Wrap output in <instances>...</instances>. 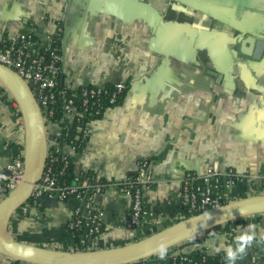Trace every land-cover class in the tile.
Wrapping results in <instances>:
<instances>
[{"label": "crops", "instance_id": "0c3cea01", "mask_svg": "<svg viewBox=\"0 0 264 264\" xmlns=\"http://www.w3.org/2000/svg\"><path fill=\"white\" fill-rule=\"evenodd\" d=\"M195 1L189 7L170 0H0V40L32 35L41 51L59 33L67 89L128 83L123 104L87 124L84 151L64 148L73 155L74 174L92 172L120 183L146 161L152 182L143 192L139 228L126 225L130 197L108 186L80 200L52 197L23 205L6 224L16 242L78 254L130 246L185 219L180 180L211 165L238 176L229 203L264 195V51L254 57L253 50L264 41V0ZM203 15L206 33L191 27ZM244 41L250 55L242 52ZM63 121L69 124L72 117ZM45 133L51 157L58 124L46 121ZM30 144L21 107L0 80V170L15 158L26 165ZM90 203L102 227L93 240L66 228ZM227 223L228 234L207 229L173 250L215 256L216 248L234 246V237L255 223L257 242L237 264H264V244L258 242L264 213ZM219 254L225 257L223 248ZM0 264L30 263L0 254ZM139 264L159 261L149 257Z\"/></svg>", "mask_w": 264, "mask_h": 264}, {"label": "built area", "instance_id": "2783aa9c", "mask_svg": "<svg viewBox=\"0 0 264 264\" xmlns=\"http://www.w3.org/2000/svg\"><path fill=\"white\" fill-rule=\"evenodd\" d=\"M0 63L13 70L26 82L45 122L50 121L53 117V104L57 98L63 102V116H71L72 119L77 116L78 112L74 107L73 99L65 97L67 88L59 83L61 57L54 51H51L48 56L41 54L32 35L1 39ZM114 86L116 92L110 97V103H114L116 94L125 88V83L115 84ZM79 90L82 96L81 104L84 107L97 102L96 98L99 95L107 93L105 85H86L79 87ZM85 134L88 135L87 129ZM52 156L47 158L53 159ZM24 169L25 165L22 159L15 158L4 169L0 170V202L21 182ZM136 171L138 175L133 181L126 178L120 183L109 185L114 186L119 193L129 196L131 199L126 223L128 228L140 227L144 214L143 192L152 184L146 161L139 162ZM237 180L238 176L234 170L219 169L215 165L209 166L201 174H186L180 180L179 191V203L184 211V217L189 218L229 203L228 192ZM103 187L105 186L88 185L87 182H83L79 189H84V192L78 191V187L60 188L51 176L50 169L45 170L44 168L40 181L34 186L31 197L25 204L30 203L36 206L42 199L52 197L59 201H62L66 196L80 200L87 194L94 196L103 192ZM130 188H134L132 194L129 192ZM73 219L74 221L69 224V229L84 224L88 228L86 236L97 233L101 227L99 216L92 203L86 207L84 213L77 211ZM173 248H168L167 253H172ZM153 257L159 258L158 255Z\"/></svg>", "mask_w": 264, "mask_h": 264}, {"label": "water", "instance_id": "95a60500", "mask_svg": "<svg viewBox=\"0 0 264 264\" xmlns=\"http://www.w3.org/2000/svg\"><path fill=\"white\" fill-rule=\"evenodd\" d=\"M170 1L189 7L193 4L197 5L195 0ZM248 41L247 43L251 46L253 40L249 39ZM245 44L244 41L242 52L250 55L249 51H243ZM253 50L254 57L261 54L264 51V41L256 42ZM0 80L19 103L31 138L30 158L26 165L24 163L25 169L21 182L0 202V254L30 264H132L157 255L156 249L161 244L166 245L168 249L213 226L229 222L238 217L264 213V195L248 197L185 218L130 246L107 253H59L16 242L7 232L6 224L9 217L28 202L34 186L42 177L47 160L45 120L26 82L17 73L1 63ZM59 83L63 86L62 76ZM49 202L55 203L56 200L47 199L46 203ZM208 214H210L211 219H208Z\"/></svg>", "mask_w": 264, "mask_h": 264}, {"label": "trees", "instance_id": "16d2710c", "mask_svg": "<svg viewBox=\"0 0 264 264\" xmlns=\"http://www.w3.org/2000/svg\"><path fill=\"white\" fill-rule=\"evenodd\" d=\"M51 51H54V53L61 57L59 33L52 36L50 48L47 50H41L40 53L48 56ZM105 89L107 93L99 95L96 98L97 102L92 103L87 107H84L81 104L82 96L79 89H67L65 97L73 99L74 107L78 112L77 116H75L69 124L64 123L63 121V102L61 99L57 98L53 104L54 115L50 121L57 123L59 126V133L56 137L58 147L53 152V159L47 158L45 170L47 168L50 169L51 176L54 178L56 185L60 188L78 187V191L80 190L81 192H84V189H79L83 182H87L88 185H104L106 188H108V186L111 184H117V182L111 180L97 178L92 172H85L80 176H76L73 169V155L64 153V148L71 149L74 154L84 151L88 141V135L85 134L87 124L92 120L99 119L106 109L110 107L121 106L128 91V83H125V88L116 94L114 103H110L109 100L112 94L116 92L115 86L112 84H106ZM137 175L138 172L134 171L131 172L127 178L130 181H133ZM105 187L102 188L103 191L106 189ZM129 192L132 194L134 192V188H130ZM69 199L70 196H66L63 198L62 202H65ZM39 209H41V207ZM73 218L67 222L66 228L73 236H86L88 228L84 224L80 225L79 227L69 229V224L74 221ZM228 225L229 223L226 222L213 226L209 230L220 231L221 233L228 234ZM101 228L102 227L99 228L97 233L86 237L91 240L97 238L101 233ZM157 260L159 261V264H226L224 255L217 254L215 256H209L199 250H193L184 253L182 251H177L176 249L173 250L172 253L168 252L165 259L161 260L157 258ZM136 264H139V262Z\"/></svg>", "mask_w": 264, "mask_h": 264}, {"label": "clouds", "instance_id": "9594fccd", "mask_svg": "<svg viewBox=\"0 0 264 264\" xmlns=\"http://www.w3.org/2000/svg\"><path fill=\"white\" fill-rule=\"evenodd\" d=\"M207 20L208 17L206 15L200 16L197 19V22L191 25L192 29L198 32H208L209 28L205 23ZM208 219H211L210 214H208ZM256 229L257 225L255 223L247 224L246 227L243 228V231L234 237V246H221L216 248L215 251L217 254H219L223 248L227 264H237L238 260H242L247 255L248 248L251 247L254 242H257ZM258 242L264 244V230H261ZM167 251V246L161 244L156 249V254L158 255L159 259L162 260L166 258Z\"/></svg>", "mask_w": 264, "mask_h": 264}]
</instances>
